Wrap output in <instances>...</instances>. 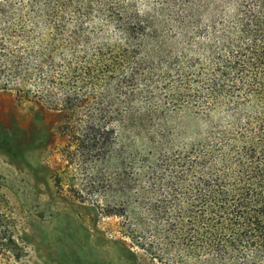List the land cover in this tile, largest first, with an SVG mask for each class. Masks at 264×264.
<instances>
[{"label":"trees","instance_id":"16d2710c","mask_svg":"<svg viewBox=\"0 0 264 264\" xmlns=\"http://www.w3.org/2000/svg\"><path fill=\"white\" fill-rule=\"evenodd\" d=\"M0 91L153 261L264 264V0H0Z\"/></svg>","mask_w":264,"mask_h":264},{"label":"rangeland","instance_id":"374dc122","mask_svg":"<svg viewBox=\"0 0 264 264\" xmlns=\"http://www.w3.org/2000/svg\"><path fill=\"white\" fill-rule=\"evenodd\" d=\"M61 124L60 115L0 91V260L158 264L122 234L120 219L80 199L83 175L68 168Z\"/></svg>","mask_w":264,"mask_h":264}]
</instances>
